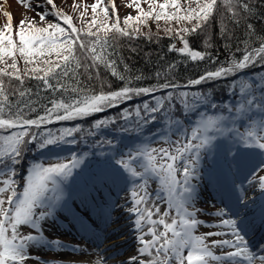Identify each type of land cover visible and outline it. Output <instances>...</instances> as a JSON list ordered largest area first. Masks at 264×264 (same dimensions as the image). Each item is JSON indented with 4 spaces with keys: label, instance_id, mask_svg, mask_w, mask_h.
Returning <instances> with one entry per match:
<instances>
[{
    "label": "snow or ice",
    "instance_id": "snow-or-ice-1",
    "mask_svg": "<svg viewBox=\"0 0 264 264\" xmlns=\"http://www.w3.org/2000/svg\"><path fill=\"white\" fill-rule=\"evenodd\" d=\"M148 10L141 6V0H131L128 6H135L137 15H127L121 27L118 10L110 16V7L115 9V0L111 5H106L105 0H95L90 6L79 3L73 4V11L79 14V26L73 22V15L61 10L56 0H42L41 9L45 6L49 11H41L38 26L35 19L21 20L14 29L12 16L5 13L8 23L0 29V264H26L30 258L28 249L31 244H47L60 247L62 242L58 239L48 240L41 227V222L53 216L56 207L62 200L61 195L49 197L48 193L60 192V185L73 175L82 162L83 157L72 155L67 162L57 160L48 164L33 163L28 175L24 179L22 191H17L16 166L21 163V157L28 146L35 144L40 150L57 147L60 144H76L74 133L81 131L80 127L61 128L57 132L51 129L39 130L42 125L53 121H66L82 118L92 113L102 112L105 108L114 107L116 103L132 99L133 96L151 94L159 89L152 87L132 88L123 87L116 91L88 95L87 89L81 87L80 76L92 73L98 75L101 68L110 71L113 76L124 80L125 77L117 71V61L112 59L115 55L114 42L118 37L141 35V26L148 21L157 23L165 22L164 31L168 35L176 36L181 46L170 45V50L180 53L190 61H203L208 53L197 50L190 45V39L185 34L202 32L216 10L217 0H145ZM193 3L195 7H193ZM228 5L227 11L235 17L240 13L250 12L251 6L246 2L239 4L238 0H224ZM29 7L31 4L29 3ZM171 9V10H170ZM52 15L55 22H49ZM191 22L188 27L173 28L167 26L170 22ZM251 28V25H248ZM149 38H151L149 36ZM194 38V37H193ZM207 43V40H205ZM109 49H112L111 54ZM210 59V57H209ZM259 59L264 61V43L259 47L246 51L242 58L233 60L227 67L221 66L213 71H205L198 78L188 81V85H201L207 81L226 78L241 69L247 68ZM21 61L23 67L20 66ZM174 68L169 65L166 71ZM83 70V72H82ZM157 76L160 73H156ZM140 79V77H136ZM34 79L40 82L38 87L50 93L71 92L76 94L65 99H50L43 107V114L34 119L25 118V109L36 111L31 97L33 91L24 87L26 80ZM72 81L75 86H70ZM161 88L176 89L180 87L174 83H164ZM230 87L235 88L233 84ZM264 93V84L260 85ZM84 92V95H80ZM241 100L236 106H229L228 116H208L201 114V118L192 127L190 135L183 128L179 119L171 116L176 97L168 92L164 97H154L155 104L145 102L135 109L138 118L135 128H121L120 131H140L149 123H155L157 114L163 112V117L169 129L181 133L183 139L170 142V147L151 148L147 143L129 150L126 158L118 150H114L108 161V166L113 175L117 176L124 184L129 183V177L136 178L131 182L130 190L132 204L127 208L130 215L131 227L139 235L140 247L126 258L121 264H254L259 260L264 264V255L253 252L246 239L248 228L252 223L246 217L239 220L235 218L221 219L219 225L226 226L228 232H206L202 235L195 234L199 225L204 221L197 218L200 209L195 208L197 185L193 182L197 177L198 164L201 154L205 155L221 149L215 143L218 137H226L234 133L232 142L222 150L223 159L229 168L233 163L239 164L242 157L254 150L261 157L260 163L264 165V95L257 98L254 94L252 83L239 85ZM17 96L20 102L13 104L9 96ZM209 93L179 92V103L186 111H192L201 104L209 103ZM28 97L27 100L23 98ZM168 106L165 107V102ZM216 108L217 105L211 104ZM258 110L261 115L259 121L249 117V129L244 133L228 127L234 124V117H240ZM141 111L146 115L141 116ZM132 113L125 109L122 117L127 120ZM115 120H98L93 125L91 135ZM71 137V139H68ZM99 145H109L115 148L113 141L104 139L97 141ZM233 149H235L233 151ZM86 155V154H85ZM120 155L119 159L115 156ZM229 157L231 159H229ZM140 169V170H137ZM264 171V168H261ZM139 180V183L136 180ZM158 180L160 190L156 192L157 200H164L167 211L158 219L153 216L160 213L159 206H148L150 194L148 184L151 180ZM248 184L259 188L261 199L264 200V175H259L253 169ZM51 185V187H50ZM236 188L235 185H233ZM236 204L231 215L238 217L239 205L244 201L243 186L236 189ZM143 193V194H141ZM163 193V195L161 194ZM66 206V204H65ZM243 207H247L245 202ZM40 209V211H37ZM71 211V209H68ZM174 210L175 216H171ZM226 209H218L214 215L224 217L228 215ZM171 221L168 222V217ZM261 223H264V203L261 204ZM30 226L37 230V234L22 235L21 226ZM145 225H148L145 233ZM162 226L159 231L157 226ZM150 234L151 239H145ZM231 236V239H213L214 236ZM229 250L219 254L214 249ZM187 250V251H186ZM264 252V248L260 249ZM186 253V254H185ZM153 256L151 260L140 259L141 255Z\"/></svg>",
    "mask_w": 264,
    "mask_h": 264
},
{
    "label": "rangeland",
    "instance_id": "rangeland-1",
    "mask_svg": "<svg viewBox=\"0 0 264 264\" xmlns=\"http://www.w3.org/2000/svg\"><path fill=\"white\" fill-rule=\"evenodd\" d=\"M81 1L82 0H56V4L61 10L67 12L73 9L72 6L74 3L78 2L80 4ZM89 1L95 2V0H87L86 2L89 3ZM161 1L163 0H159V2ZM111 2L112 0H105L106 5L110 6ZM29 3L31 4V7H29ZM41 3L42 0H0V21H8V17L5 15V13H10L12 16V23L17 20L18 23H20L21 20L25 18L27 19L28 15L35 19L36 22L41 23L39 21L40 12L42 10L49 11L47 6L41 9L39 7ZM130 4L131 0H115V9L110 7V16L114 11L118 10L119 18L121 20V27L124 26L123 20L125 16L129 14L133 16L137 15L135 6H128ZM141 4L142 6L148 7V3L145 2V0H141ZM48 18L55 17L49 15ZM177 22L178 21H175V25L183 26V22ZM149 23L152 26L155 24L154 21H150ZM174 44H176L178 47L181 46L179 39ZM250 50L251 49H248L247 51ZM223 57L226 58L228 63H230L229 61L234 60V55L230 54L229 51H226ZM228 65L229 64L225 65L224 67H227ZM242 83H252L254 87V94L256 96L261 97L263 94L260 90V85L263 84V81L260 78L257 79L253 76L247 75L243 76L234 83L236 87L230 90V106H236L240 102L241 95L239 92V85ZM191 112L194 116L189 119L188 124H185L184 121H182L183 128L188 130L189 135L191 133L192 127H194L196 122L200 120L201 114L216 116L209 112L206 104L199 105ZM249 117H251V119L254 121H259L261 119V115L259 114L258 110L253 109V111L247 115L234 117L235 123H229L228 127H232L238 130L240 133H244L249 129ZM261 134L264 135V133ZM233 135L234 133L229 134L226 137H218L215 143H219L222 146L220 150L207 155L204 153L201 154L197 171L198 179L193 181L197 185L195 208L201 210L198 212L197 218L204 221L203 224L197 227L195 232L197 235H202L209 231L225 232L226 227L216 226V223L219 225L221 219L235 218L231 215V210H233V207L231 206L236 204L234 199L237 194L236 189H239L242 185L245 193V191L248 189L247 187L250 188L252 186L248 184V179L251 178L253 169H255L257 174L264 175V171H261V168H264V165L260 163L261 157L255 150L251 153L245 154L239 161V164L233 163L231 168H229L228 163L223 159L222 150L232 142ZM109 139L113 141L115 148L106 144L102 146L97 144L93 148L89 149V153L86 156H83L84 159H86V162H88L87 167L88 170L92 172L91 175L86 173V167L81 163L76 169L73 170L72 177L60 185V192L48 193L49 197L53 195H61L62 193V200L56 207L53 216L48 217L46 220L41 222V227L44 236L48 240L58 239L62 242V244L60 247H54L47 244L30 243L28 249V255L30 258L26 261V264H73V262L76 260L82 261L83 258L78 257L80 251H77L79 246L82 248L81 244L89 245L94 249L99 248L102 252H104L106 249L109 250L110 253L112 252V254L106 258V260L109 262L116 261L115 258L117 256H123V254L128 252H115V246L113 244L111 247H108V244L112 239H116L123 234L122 231L119 230L118 232H114L113 235H105V239L103 241H99L98 243H92V240L88 242L79 236V229L83 231L82 228L85 227L86 224L91 226L93 229L92 230L88 227L90 233L93 232L92 236H96L98 234L101 235L104 232L107 233L106 229H104V226L100 225L96 218L104 220V217L110 216L111 212L113 211L115 213L123 212V214H126L125 210L131 206H127V204L121 205L120 195L121 191H124V193L130 195V190L133 187L131 181L136 178L129 177V183L124 184L117 176L113 175L111 169L108 166V161L111 157V154L114 150H118L124 155V158H126V154L130 149L134 150L135 147L141 144L147 143L151 148H168L171 146V141L183 139V137L181 133L177 132L175 129H169L168 126H163L158 128L152 134L146 133L142 135L141 131H139L136 132L132 137H128L124 133H121L117 136H112ZM71 147L72 144H63L43 150V162L51 163L56 162L57 160L67 162V160L70 159L74 154V151ZM234 150L235 149H233V151ZM119 158L120 155L115 156V159ZM229 159L231 158L229 157ZM4 178L6 177H0V179ZM136 182L139 183V180L137 179ZM17 185V187L21 188L19 183ZM233 185H235L236 188H234ZM159 190L160 184L158 180L153 179L149 181L148 192L150 197L155 198L153 203L154 205L159 206L160 214L162 215L164 211H167V207L164 200H157L156 198V192ZM161 194L163 195V193ZM226 197L230 199V204L228 205L226 204ZM128 204H132L131 199ZM68 209H71V211ZM218 209H226L229 214L224 217H217L214 215V213ZM37 211H40V209ZM257 211L259 213V209L256 210L255 213H257ZM171 216H175L174 210L172 211ZM171 216L167 218L168 222L171 221ZM80 217L83 219V222L79 220ZM108 226H110V224ZM66 227H70L78 237L76 238L77 241H71V243L73 242L72 244H75L71 245V247L65 246L63 244L64 240L68 242L70 239L74 238L73 236L69 235L68 232H66ZM160 230H163L162 226H160ZM19 231L22 235H27L30 233L37 234L36 229H32L27 225L21 226ZM208 239L209 241L213 239H228V235L214 236L209 237ZM262 245L263 244H261V246ZM214 250L217 252V254H219L221 251H226L229 249L224 248Z\"/></svg>",
    "mask_w": 264,
    "mask_h": 264
},
{
    "label": "trees",
    "instance_id": "trees-1",
    "mask_svg": "<svg viewBox=\"0 0 264 264\" xmlns=\"http://www.w3.org/2000/svg\"><path fill=\"white\" fill-rule=\"evenodd\" d=\"M87 0H82L81 5H89V16H91L90 6L94 3ZM216 10L213 17L209 20L205 29L202 32L195 34H185L186 38L190 39V45L197 50L205 51L208 56L203 61H190L180 53L170 50V45L174 44L178 38L174 35H168L165 33V23L160 21L157 23L154 20H149L146 25L141 26V35H133L131 39L128 37H118L114 42L115 55L112 59L117 61V71L125 77L124 80H120L119 77L110 74V71L101 68L98 75L92 73L82 74L80 76L81 87L87 89L88 95L98 93L100 91L109 92L116 91L125 86L132 88L142 87H155L158 91L140 96H133L130 100L118 102L114 107L105 108L102 112L92 113L82 118H76L66 121H53L47 125H42L39 130L33 129V131H44L46 128L51 129L53 132L61 128H73L79 126L81 131L74 133L77 143L74 144L75 149H85L88 145L93 146L97 141L106 139L103 134L106 132L117 133L121 128H135L138 118L135 116V109L137 106H143L145 102L150 105L155 104L154 97H164L168 92H172L176 97L172 101L175 107L172 109L171 116L173 119H184L186 116H193L191 111H186L179 103V92L186 91L189 93L200 92L209 93V103L207 108L211 114L224 115L227 113V108L230 103V90L237 80L243 76H253L257 79H261L264 84V61L259 59L254 64H250L247 68L239 70L235 74H229L226 78H220L215 81H207L201 85H188V81L198 78L204 74L205 71H213L218 67L225 66L228 63L226 58L223 57L226 51L234 55V60H239L248 49H253L264 43V0H246L251 6L250 12H244L237 15L234 19L236 22H232L233 18L231 13L227 11L228 5L224 3V0H217ZM161 1L160 3H162ZM245 0H238L239 4L244 3ZM78 3V2H77ZM142 6V4H141ZM195 7V4L192 5ZM145 10L148 7L142 6ZM171 10V9H170ZM66 13L73 15V22L79 26V14L74 12L73 9ZM33 19L28 15V18L23 20ZM56 18H48L49 22H55ZM154 21L152 26L149 22ZM8 21H0V29H3L4 25ZM173 23V24H172ZM178 23V22H177ZM17 21L13 22L14 29L19 26ZM38 26L41 24L37 22ZM183 26H190V22H183ZM251 28H248V25ZM167 26L173 28H180L179 25H175V21L170 22ZM124 27V26H122ZM149 36L151 38H149ZM194 37V38H193ZM207 40V43H205ZM112 49H109L111 54ZM210 57V59H209ZM231 62V61H229ZM174 65V68L166 71L169 65ZM23 67V62L20 64ZM83 72V70H82ZM160 73L159 76L156 73ZM136 77H140L137 79ZM174 83L180 87L176 89L161 88L164 83ZM70 86H75L72 81L68 82ZM40 82L34 79L26 80L24 83L25 88H29L33 91L34 95L31 100L36 107V111H28L25 109V118L34 119L37 115L43 114V107L48 104L50 99H65L73 97L76 94L66 92L61 95L60 93H50L42 91ZM81 92V96L84 95ZM10 101L13 104L20 102L19 97L9 96ZM27 100L28 97L23 98ZM211 104L217 105L216 108L211 107ZM168 106V102H165V107ZM125 109H127L132 115L125 120L122 117ZM146 115L141 111V116ZM109 119L115 120L114 124H109L107 127L100 129L96 132V135H91L90 132L94 131L93 125L98 120ZM165 121L163 112L157 114V120L155 123H149L144 126V131L150 132L156 129L158 125L163 124ZM110 131V132H109ZM134 131H128L129 135H133ZM68 139H71L69 137ZM40 149L35 144L28 146L23 156L21 157V163L16 166V176L14 179L17 182L25 179L33 163L40 161ZM24 186V184L22 185Z\"/></svg>",
    "mask_w": 264,
    "mask_h": 264
},
{
    "label": "bare ground",
    "instance_id": "bare-ground-1",
    "mask_svg": "<svg viewBox=\"0 0 264 264\" xmlns=\"http://www.w3.org/2000/svg\"><path fill=\"white\" fill-rule=\"evenodd\" d=\"M247 188L248 189L244 193L245 199L244 201H241L239 205L240 218H245L249 214V211L251 210H252L251 213L253 216L255 209L259 207L261 208V204L264 203V200L261 199L262 194L260 193V190L258 187L252 185L250 188L249 187ZM130 199L131 198L129 194L124 193V191H121V195H120L121 205L127 204V206H130L131 204H128ZM154 199H155L154 197H150L148 201L149 207H152L154 205L153 203L155 201ZM245 202L247 203L246 208L242 206ZM125 211H126V214H123V212H118V213H115L114 211L111 212L110 220H109L110 226L106 227V231L108 235H113V233L118 232V230L122 231L123 234L116 239H112L111 242L108 244V247H111L113 244L115 246L114 247L115 252L117 251L118 252L122 251L124 253H126L127 251L128 252L126 254H123V256H117L115 258L116 261H111L112 262L111 263L106 260V258L112 254V252L110 253L109 250L106 249L104 252H102L99 248L94 249L93 247L89 245L82 244V248L79 246L77 250V251H80V253L78 254V257L83 258L81 264H121L122 261L126 262V258L129 255L136 254L135 250L141 246L139 243V240L137 239V236L139 235V233L135 229L131 228V220L129 219L131 214H129L127 210ZM160 215H161L160 213L154 215L153 219H158ZM148 227H149L148 225H145V228H144L145 233H147ZM157 228L159 231H161L159 225L157 226ZM145 239L150 240L151 235L150 234L145 235ZM75 241H77V239H74V242ZM249 246L251 250L255 252L256 254L264 255V252H260V249L264 248V244L263 246H257V245H251L249 242ZM140 259L151 260L153 259V256L144 254L140 256ZM254 264H261V262L259 260H256Z\"/></svg>",
    "mask_w": 264,
    "mask_h": 264
},
{
    "label": "water",
    "instance_id": "water-1",
    "mask_svg": "<svg viewBox=\"0 0 264 264\" xmlns=\"http://www.w3.org/2000/svg\"><path fill=\"white\" fill-rule=\"evenodd\" d=\"M226 53V52H225Z\"/></svg>",
    "mask_w": 264,
    "mask_h": 264
}]
</instances>
